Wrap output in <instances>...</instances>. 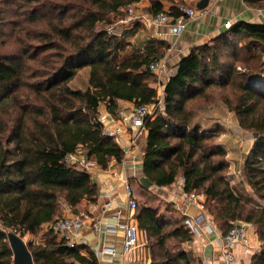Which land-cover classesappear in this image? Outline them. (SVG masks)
<instances>
[{
	"label": "trees",
	"instance_id": "16d2710c",
	"mask_svg": "<svg viewBox=\"0 0 264 264\" xmlns=\"http://www.w3.org/2000/svg\"><path fill=\"white\" fill-rule=\"evenodd\" d=\"M140 1L16 0L17 22L1 16V36L2 28L11 27L17 50L0 56V264H13L9 233L23 240L43 227L50 232L47 242L26 245L33 264H96L82 248H69L52 225L63 206L77 215L83 202L97 200L91 174L80 161L69 162L70 156L103 170L123 160L100 114L104 106L118 118L120 101L154 111L145 123L143 176L156 187L182 177L184 194L203 196L223 235L236 222L254 226L261 246L253 264H264V209L234 193L226 178V152L214 141L217 133L194 123V111L218 97L238 126L251 132L254 142L242 175L264 202V84L253 85L246 66L264 54V25L239 23L192 50L164 86L159 111L158 77L150 65L167 48L128 47L123 34L112 32ZM251 1L264 6V0ZM175 10L171 15L179 17ZM162 12L160 0H153L149 16ZM83 69H89L87 89H71ZM259 69L264 73V63ZM135 219L150 264L194 262L183 248L192 240L184 220L166 222L146 204L137 207Z\"/></svg>",
	"mask_w": 264,
	"mask_h": 264
},
{
	"label": "crops",
	"instance_id": "0c3cea01",
	"mask_svg": "<svg viewBox=\"0 0 264 264\" xmlns=\"http://www.w3.org/2000/svg\"><path fill=\"white\" fill-rule=\"evenodd\" d=\"M152 1L141 0L135 4L132 7L133 16H128L122 21V25L116 26L115 33L124 35L128 47L141 50L159 46L167 48L164 58L160 60L164 63V71L161 74L155 73L158 77V84L155 88L158 90L159 98L163 95L164 86L169 78L175 73L178 63L192 50L224 34L227 31L226 24L230 27L239 23L264 25V6L256 1L209 0L206 7L200 8L202 0H160L162 13H166L172 21L177 18L171 15V13H177L176 8L185 7L195 12L194 18L186 19L180 33L173 35L166 26L154 23V17L149 16L148 11ZM87 74L86 87H88L89 69ZM119 104L121 112L118 118H113L106 110L101 112V116L106 120L105 128L109 130L110 135L114 136L123 150V160L120 163L111 161L105 170L93 164L88 171L98 189L97 200L94 204L83 202L77 213L84 212L93 221L102 220L107 225L114 226V214L116 211H121L125 217H132V223L137 226L135 211L128 209V199L125 193V187L128 185L131 188L133 200L138 206L148 205L156 210L166 222L184 220L185 225L186 219L193 221L202 217L203 221L198 227L199 234L196 236L191 233L192 240L183 245L184 251L193 258L192 264H223L226 250L222 238L225 235L216 227L205 207L204 210H200L198 205L190 201L189 198L196 195L184 194L182 177H178L172 185L167 187L151 185L149 189H145L140 184V180L145 178L142 173V157L147 133L144 131L138 136L136 143L131 145L130 142L135 136L128 123V113L133 104L122 101ZM199 126L203 131L211 130L217 134L221 133L220 128H214L209 122H203ZM248 148L250 149V146ZM76 157L83 160L79 155ZM198 197L203 204V196ZM142 200L144 201L141 203ZM103 204H108L109 207L104 209ZM61 210L60 217H70L76 214L67 206H63ZM243 226L246 228L245 241L238 243L232 252L236 257V264H253V258L260 252L261 243L254 228L249 225ZM49 237V229L43 227L36 236L26 235L23 242L25 245H44ZM123 238L122 230H116L114 234L97 235L88 225L83 229L77 245L82 248L80 253L90 257L96 264H150L147 240L143 232L138 231L137 247L125 255L121 252ZM110 247L116 249L115 255L93 256L94 251H102Z\"/></svg>",
	"mask_w": 264,
	"mask_h": 264
},
{
	"label": "built area",
	"instance_id": "2783aa9c",
	"mask_svg": "<svg viewBox=\"0 0 264 264\" xmlns=\"http://www.w3.org/2000/svg\"><path fill=\"white\" fill-rule=\"evenodd\" d=\"M180 16L175 18L173 21L166 13H160L156 17L153 18V22L158 25L166 26L170 33L173 35L179 34L181 29L185 25V21L188 18H194L195 12L192 9L180 7L179 8ZM134 10L131 8L128 9V16H133ZM225 28L230 29V25L226 24ZM164 63L163 61L155 62L150 65V69L153 73L161 74L164 71ZM253 85H263L264 82L255 81L252 82ZM157 109L159 111H163L162 104V96L159 98V102L157 105ZM154 113L148 106L140 105V106H132L131 110L128 113V123L130 128L133 131L134 139L131 140V145L135 144L139 135H141L145 131V123L148 118ZM103 125L106 124V120L104 119ZM105 128V126H104ZM106 134L110 135L109 130L105 128ZM83 164L86 170H90L93 167L92 163H85L79 157L70 156L69 162L76 163L79 162ZM126 198L128 199V209L130 211H135L138 207L137 203L133 200L131 188L127 185L125 187ZM190 201L198 205L200 210H204V205L202 204L200 197L191 196ZM109 207L108 204H103V208L107 209ZM114 226H109L102 220L93 221L86 215V213L81 212L77 215H72L70 217H60L57 218L53 225L52 230L55 234L61 236L66 245L69 248L78 247L77 242L80 238V235L83 229L90 225L93 233L97 235H101L102 233L114 234L116 230H122L124 233L123 242L121 245L122 254L131 253L136 247L138 243V229L137 226L132 223V217H125L121 211H116L114 214ZM203 221L202 217H198L193 221L186 219L185 225L187 226L190 233L193 235L199 234V224ZM246 228L243 225H237L233 227L230 232L222 238L224 248L226 253L224 254V262L223 264H236V257L234 256L232 250L233 248L243 241H245ZM115 248H105L102 251H94L93 256L98 257L100 255H115Z\"/></svg>",
	"mask_w": 264,
	"mask_h": 264
},
{
	"label": "rangeland",
	"instance_id": "374dc122",
	"mask_svg": "<svg viewBox=\"0 0 264 264\" xmlns=\"http://www.w3.org/2000/svg\"><path fill=\"white\" fill-rule=\"evenodd\" d=\"M15 9L16 0H0V56L16 53L17 50V46L14 42L15 35L11 33V27L2 28L3 36H1V16L5 19V21L11 20L17 22L14 16ZM122 23L123 22L120 21L116 26L119 27ZM115 27L113 28L114 31H112L114 33ZM260 63H264V54L259 60L253 58L246 62V66L250 68L248 71L254 74L251 78V82H264V73H258L260 71ZM240 67L241 66L237 67V70L239 73H242L243 68ZM87 73L88 69L79 71L76 77L69 83V87L73 90L85 91L87 89ZM103 110H105L104 106L100 108V114ZM101 119L102 121L104 120L102 116ZM203 122H209L214 128L221 129V133L217 134L218 136H216L214 141L217 145L222 146L226 151L225 161L228 164L226 178L234 193L249 202V205L252 207L264 209V202L254 194L242 175L244 159L249 152L248 151L246 153V151L249 149V146L250 148L252 147L254 142L251 132L242 130L238 126L232 113L227 112L225 106L218 97L216 100L212 101V104L204 107V109L194 111V123L201 125ZM143 201L144 200H142L141 203ZM238 224L249 225L254 228L256 233V228L251 224L236 222L233 227Z\"/></svg>",
	"mask_w": 264,
	"mask_h": 264
},
{
	"label": "water",
	"instance_id": "95a60500",
	"mask_svg": "<svg viewBox=\"0 0 264 264\" xmlns=\"http://www.w3.org/2000/svg\"><path fill=\"white\" fill-rule=\"evenodd\" d=\"M208 3L209 0H202L199 7H206ZM140 184L145 189H149L151 187V183L146 178H142L140 180ZM8 243L13 253V264H33L31 256L22 239L12 233H9Z\"/></svg>",
	"mask_w": 264,
	"mask_h": 264
}]
</instances>
